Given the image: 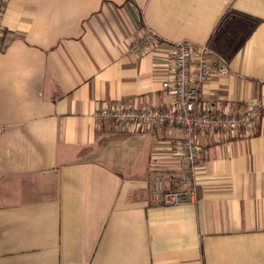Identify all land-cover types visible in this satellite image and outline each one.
I'll list each match as a JSON object with an SVG mask.
<instances>
[{"label": "crops", "instance_id": "obj_1", "mask_svg": "<svg viewBox=\"0 0 264 264\" xmlns=\"http://www.w3.org/2000/svg\"><path fill=\"white\" fill-rule=\"evenodd\" d=\"M231 11L262 22L227 59L217 27ZM145 28L159 42L134 55L128 45ZM181 41L195 48V70L208 49L209 78L193 75L204 103L261 108L238 136L198 134V200L165 207L152 199L150 165L185 132H123L96 113L175 106L162 84ZM0 264H264V0H6Z\"/></svg>", "mask_w": 264, "mask_h": 264}, {"label": "built area", "instance_id": "obj_2", "mask_svg": "<svg viewBox=\"0 0 264 264\" xmlns=\"http://www.w3.org/2000/svg\"><path fill=\"white\" fill-rule=\"evenodd\" d=\"M6 0H0V13ZM159 42V35L145 28L133 39L128 50L137 56L152 53ZM195 48L188 41L171 44L174 63L173 77L162 86L173 98L175 106L166 110L134 107L131 104L116 106L104 104L96 113L99 122L123 132H151L159 127L182 129L185 137L174 143L167 161L154 159L150 170L155 173L152 183V199L160 206H180L196 203L199 197L197 177L201 162L199 133H220L238 136L252 129L260 117V103L252 102L235 113L223 111L212 103H204L194 83H204L210 76L208 49L203 48L196 67L192 65ZM187 163L185 167L183 164Z\"/></svg>", "mask_w": 264, "mask_h": 264}, {"label": "trees", "instance_id": "obj_3", "mask_svg": "<svg viewBox=\"0 0 264 264\" xmlns=\"http://www.w3.org/2000/svg\"><path fill=\"white\" fill-rule=\"evenodd\" d=\"M261 20L249 17L234 11L227 13L221 19L219 26L225 28V33L223 34L221 40L219 41V48L217 52L227 59L235 54L232 52L233 46L236 45L241 39L244 41L248 40L255 30L261 24ZM212 41V39H211ZM209 41V46L212 42Z\"/></svg>", "mask_w": 264, "mask_h": 264}, {"label": "rangeland", "instance_id": "obj_4", "mask_svg": "<svg viewBox=\"0 0 264 264\" xmlns=\"http://www.w3.org/2000/svg\"><path fill=\"white\" fill-rule=\"evenodd\" d=\"M224 27H220L219 30L223 31Z\"/></svg>", "mask_w": 264, "mask_h": 264}]
</instances>
